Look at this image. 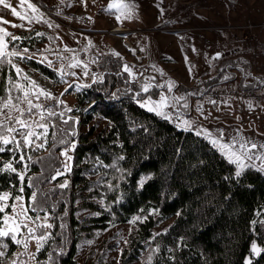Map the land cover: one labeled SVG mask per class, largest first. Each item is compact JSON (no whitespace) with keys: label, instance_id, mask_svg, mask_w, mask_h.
Here are the masks:
<instances>
[{"label":"trees","instance_id":"trees-1","mask_svg":"<svg viewBox=\"0 0 264 264\" xmlns=\"http://www.w3.org/2000/svg\"><path fill=\"white\" fill-rule=\"evenodd\" d=\"M36 32H21L34 51L39 47ZM259 46L244 48L241 43L225 60L230 78L220 83L221 71L215 72L216 79L205 90L234 80L239 93L264 92V59L250 55L255 48L261 52ZM15 57L54 84H63L69 76L59 67ZM15 57L0 58V98L11 96L12 102L21 103L24 115L19 111L18 116L35 126L27 131L43 132L36 126L40 123L47 125L48 132L46 139H40L43 147L36 143L26 147L15 132L7 136L21 142L19 149L15 143H0L4 148L0 196L9 195L0 227L17 196L23 198L27 217L36 222H40L37 217H47L52 227L47 228L48 239L36 251L34 264H247L249 260L264 264V173L253 166L239 169L203 136L146 110L139 100L148 94L143 91L148 82L139 68L102 54L96 57L101 71L96 79L92 72L87 77L76 74L75 86L65 84L60 91L64 97L50 92L56 99H36L37 90L13 67ZM125 66L135 72L125 71ZM16 83L29 92L27 99L42 108L29 114L23 93L13 86ZM70 94L73 101L67 103ZM89 103L91 109L80 113L79 108ZM0 128L4 134L6 125ZM10 128L20 125L14 120ZM70 149L72 165L65 170L63 152ZM9 163L16 171L7 169ZM135 217L141 219L131 224ZM124 224L131 228L115 263L108 257L113 234L94 242L93 255L79 257L84 240ZM0 242V252L5 253L0 264H12L18 244L11 236L0 237ZM253 243L261 249L259 255L253 254Z\"/></svg>","mask_w":264,"mask_h":264},{"label":"rangeland","instance_id":"rangeland-1","mask_svg":"<svg viewBox=\"0 0 264 264\" xmlns=\"http://www.w3.org/2000/svg\"><path fill=\"white\" fill-rule=\"evenodd\" d=\"M8 2L21 15L14 16L10 8L0 5V21L7 22L0 23V27L19 37L13 40L15 43L12 41V47L8 45L12 37H4L7 44L5 51L20 52L37 61L46 57L47 61H51V66L61 68V72L66 70L69 75L64 77V83L61 85L39 77L42 80L41 86L36 84L40 88L62 98L64 95L60 91L65 84L75 86L77 78L72 75L73 72L84 77L92 72L96 79L97 72L99 74L101 72L96 57L102 54L118 56L131 66L139 68L140 75L145 73L147 76L148 83L144 87H148V94L139 100L146 110L150 111V108L159 104L161 97H166L167 107L163 108L166 115L158 114V111L151 112L168 119L181 129L195 133L197 127L202 132L207 130L211 136L205 134L201 136L211 143L213 139L218 138L221 144L232 145V151L242 158L245 167L253 166L264 173V159H261L264 156V148L260 147L264 145V92H258V98L250 95V89L239 93L236 91L239 89L235 87L234 80L205 90L215 78L213 77L215 72L221 71L217 79L220 83L230 78V69H227L225 60L235 55L241 43L244 48L259 43L262 46H259L261 52L255 48V51L250 50V55L255 56V60L264 59V0H23V3L21 0H8ZM29 4L34 5L38 11L33 12ZM110 5L116 6L109 7ZM117 28L119 30L115 31ZM33 30H37L36 34H44L37 35L36 42L39 47L35 51L29 48L21 36V32ZM24 49H27L26 53ZM117 53L119 55H116ZM13 57L15 56L8 58ZM18 61L20 60L15 57V65L23 70L19 75L20 79H23L24 75L30 78V74H38L36 70ZM76 62H82L81 66L69 67ZM82 65H87V69ZM225 70L226 75L223 73ZM85 71L87 75H84ZM69 98L70 101L67 103H72L73 95L65 97L66 100ZM12 104L15 105L14 108L4 109L2 106L0 108V124L6 125L7 128L11 127L17 117L24 119L18 116L21 103ZM91 107L92 103H89L80 107L79 111L88 112ZM185 120L192 122L191 129L183 126ZM6 129L2 135H7ZM11 134L8 133L9 136ZM39 142L42 141L37 140L35 143ZM252 144H256L257 147L252 148ZM213 145L230 161L235 159V157L230 159L225 151L216 144ZM241 145H245V148H241ZM65 152L67 156L64 155ZM63 161L65 170L70 169L71 149L63 152ZM235 164L239 168L238 163ZM1 202L0 206L7 203L3 200ZM5 216L14 217L15 222L9 219L7 225L3 223L4 228H16L23 221L28 227L36 229L37 237L47 234V228L38 227L46 223L45 216L39 218L40 222L33 220L34 217L26 219L21 200H16L15 208L11 207ZM130 228V224L115 226L98 233L93 240H84L78 252L79 257L84 260L88 253L93 255L91 248H95V243L98 244L102 238L113 234L114 236L109 238V244L114 246L108 252V257L111 263H115ZM22 238L28 247L25 249L22 244H18L17 252L9 263L16 260V264H34L37 240L32 239L21 226L17 231V239Z\"/></svg>","mask_w":264,"mask_h":264},{"label":"snow or ice","instance_id":"snow-or-ice-1","mask_svg":"<svg viewBox=\"0 0 264 264\" xmlns=\"http://www.w3.org/2000/svg\"><path fill=\"white\" fill-rule=\"evenodd\" d=\"M21 3H23V0H21ZM0 5H3L4 7L6 8H10L11 9V12L14 16H17V17H20V13L17 12L16 8L12 7V5L8 2V0H0ZM116 5H110L109 7H115ZM29 8L32 9L33 12H37L38 9H36V7L34 5H31L29 4ZM22 19H25L26 17H21ZM119 19V17H117ZM29 22H31V20H29ZM47 22V21H45ZM0 23H7L6 21H0ZM13 27H23V25H12ZM49 27H51V25H49ZM0 33H2V35H0V58H5V57H12V56H19L20 59H31V57H25L22 53L20 52H16V51H11V52H8V51H5V49L7 48V44L6 42L4 41V37L6 36H11L13 40H17L19 39V37H16V36H13L11 33L7 32L6 30H4L2 27H0ZM37 35H44L43 33H37ZM68 51H72V49H67ZM24 53L27 52V49H24L23 50ZM47 51V49H46ZM116 55H119L118 53ZM217 56H219V54H217ZM47 61V58L45 57L44 60H41L40 62L41 63H44ZM8 63H11V60L9 59L7 61ZM47 63H49V65L51 64V61H47ZM81 63L82 62H76V63H73V64H70L69 67H78V66H81ZM85 69H87V65H82ZM13 67L15 68V71L17 73V75L19 76L21 73H22V69H20L19 67H17L16 65H13ZM125 71H131L130 68H128L127 66H125ZM87 71L84 72V75H87ZM72 75H76V73H72ZM24 79L28 81L29 85H31L32 87H34L37 92H38V95L36 93H33V95L36 96V99H39L40 96H45L46 98H51V99H56L55 97L52 96V94L50 92H46L44 89L42 88H39V86L36 84L35 81H32L30 80L29 77H27V75H24ZM15 88H17L18 90H20L22 93H23V97L26 99L27 101V112L29 114H31L32 112V109L33 108H42L41 105H38V104H33L32 100L31 99H27L28 96H29V92L28 91H25L23 89V87L19 84V83H16L13 85ZM172 85L170 84L169 87H171ZM69 87H72L71 84H69ZM67 91V89H66ZM143 91L147 92L148 91V87L145 86ZM9 92H11V89H9ZM17 99H20L19 97H17ZM166 100L167 98L166 97H161V100L159 102V104L156 106V107H152L150 108L149 110L150 111H158V114H164L166 115L164 112H163V108L164 107H167V103H166ZM60 103H63V101H59ZM214 103V102H213ZM0 104H2V107L4 109H8L10 107L14 108L15 105L12 104V97L9 96L7 99H2L0 98ZM68 111H71V109H68ZM20 113H21V116L24 115V110L21 109L20 110ZM48 115H54V113H52L51 111L48 112ZM61 116H63V113H60ZM41 119L43 120L44 119V116L43 114H41ZM15 123L20 125V128H7L6 131L7 133L11 134L13 132H15L17 135H20L22 137V140H23V143L26 147H29V146H32L35 141L32 139V137H35V140H40L42 137H44L46 139V134L48 132V127L46 124H40V123H37L36 126L43 129V132H40V133H37L35 131H27V129H30L32 126L29 125L24 119H21L19 117H17L15 119ZM0 126H3L2 124H0ZM183 126L186 128V129H191L192 128V122L191 121H188V120H185L183 121ZM21 129H25L26 131H21ZM196 134L197 135H201V134H205L207 136H211V133L207 132V130H203V132L201 130H199V128L197 127V130H196ZM0 143H2L3 145H8L10 143H15L17 145V149L20 148V141L18 140H15L14 138L13 139H9V137L7 135H2L0 134ZM212 143L213 144H216L218 147H220V149L222 151H225V154L226 155H229L230 159L232 157H235V159L232 161L234 163H238V166L239 168L242 170L245 165L243 164L242 162V158L240 156H237L235 152L232 151V145L230 144H221L219 139H213L212 140ZM36 147H43V144H36L35 145ZM252 148H256L257 145L256 144H252L251 146ZM260 147L264 148V145H261ZM241 148H245V145H241ZM4 151V148L3 147H0V152ZM65 156H67V153L65 152L64 153ZM21 159H23V156H21ZM68 159H71L70 157H68ZM261 159H264V156L261 157ZM7 169L10 170V171H16L15 168L12 167V164L9 163L8 165H6ZM241 174L240 171H237L236 175L239 176ZM20 179L23 180V175H20ZM62 187L63 186H66V185H61ZM20 191L22 192L23 191V188L20 189ZM9 199V195L8 194H3L2 196H0V200H3V201H7ZM15 200H22L23 198L20 197V196H17L14 198ZM31 199H35V196L33 195V197H31ZM8 207V205L5 203L3 206H0V213L4 212L5 211V208ZM13 208H15V204H13L12 206ZM27 211L28 209H24V213H25V217L27 219H31V217H27ZM9 219H12L13 222H15V218L14 217H8V216H4L3 217V223L5 225H7ZM37 219H39V217H37ZM47 219V217L45 218ZM141 218L140 217H135L133 218V220L130 221L131 224H135L137 222V220H140ZM255 223V222H253ZM22 228L24 230L27 231V233L29 234V236L32 238V239H36L37 240V251H39V248L43 246V244L41 243L42 241H46L48 239V234H41L39 237H37L35 235V231L36 229L34 228H30L28 227L27 224L23 223V221H21V224L20 225H17L16 228H4V227H0V237H8V236H11V239L17 243V244H22L23 247L26 249L28 247V244L25 242V240L22 238V239H17V231L19 228ZM38 227L40 228H50L52 227V225L50 224H47V223H44V224H40L38 225ZM6 247V246H5ZM252 252L253 254L255 255H259L260 252H261V249L257 247V245L255 243H253L252 245ZM5 253L4 252H0V257L4 256ZM34 258V257H33ZM12 264H16V260H13ZM247 264H251V261L249 260L247 262Z\"/></svg>","mask_w":264,"mask_h":264},{"label":"built area","instance_id":"built-area-1","mask_svg":"<svg viewBox=\"0 0 264 264\" xmlns=\"http://www.w3.org/2000/svg\"><path fill=\"white\" fill-rule=\"evenodd\" d=\"M30 78H31L32 81H35L38 85L41 86V82H42V80H40L38 74L32 73V74H30ZM250 95H251L252 97H253V96H256V94L254 93L253 90H250Z\"/></svg>","mask_w":264,"mask_h":264},{"label":"bare ground","instance_id":"bare-ground-1","mask_svg":"<svg viewBox=\"0 0 264 264\" xmlns=\"http://www.w3.org/2000/svg\"><path fill=\"white\" fill-rule=\"evenodd\" d=\"M116 30H119V28L115 29V31H116ZM127 46H128V45H127ZM128 47H129V46H128Z\"/></svg>","mask_w":264,"mask_h":264}]
</instances>
